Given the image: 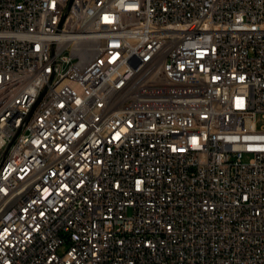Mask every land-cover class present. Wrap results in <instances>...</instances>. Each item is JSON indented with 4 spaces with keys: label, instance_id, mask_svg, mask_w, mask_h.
<instances>
[{
    "label": "built area",
    "instance_id": "2783aa9c",
    "mask_svg": "<svg viewBox=\"0 0 264 264\" xmlns=\"http://www.w3.org/2000/svg\"><path fill=\"white\" fill-rule=\"evenodd\" d=\"M0 264H264V0H0Z\"/></svg>",
    "mask_w": 264,
    "mask_h": 264
},
{
    "label": "rangeland",
    "instance_id": "374dc122",
    "mask_svg": "<svg viewBox=\"0 0 264 264\" xmlns=\"http://www.w3.org/2000/svg\"><path fill=\"white\" fill-rule=\"evenodd\" d=\"M242 160H243V162H247L249 160V156L248 155H244Z\"/></svg>",
    "mask_w": 264,
    "mask_h": 264
}]
</instances>
